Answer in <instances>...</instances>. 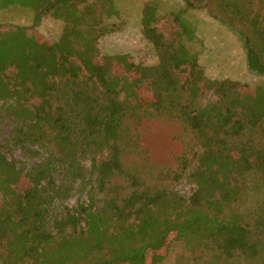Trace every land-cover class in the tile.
<instances>
[{
	"label": "trees",
	"instance_id": "obj_1",
	"mask_svg": "<svg viewBox=\"0 0 264 264\" xmlns=\"http://www.w3.org/2000/svg\"><path fill=\"white\" fill-rule=\"evenodd\" d=\"M183 1L168 34L146 1L139 31L157 62L143 65L100 51L115 0H0L32 11L30 25L0 24V122L16 121L0 141V264H159L178 241L190 264H264V82L207 76L183 17L207 7L264 77V0ZM44 17L62 22L54 40ZM158 116L189 136L173 163L140 145V122ZM77 182L85 197L52 212Z\"/></svg>",
	"mask_w": 264,
	"mask_h": 264
},
{
	"label": "rangeland",
	"instance_id": "obj_2",
	"mask_svg": "<svg viewBox=\"0 0 264 264\" xmlns=\"http://www.w3.org/2000/svg\"><path fill=\"white\" fill-rule=\"evenodd\" d=\"M146 1L156 3L158 8L156 25L166 34L173 28L172 13L186 7L183 0H115L119 14L116 18L107 21V23L113 22L114 31L100 38L99 48L102 53L109 55L130 53L136 63L143 65L157 62L153 47L139 31V20L145 11L153 13V9H147ZM183 17L194 27L196 38L188 45L198 54L199 63L207 76L211 78L229 77L246 82L250 86L264 82V77L248 71L245 64V51L237 34L223 22L211 17L207 12V7L201 5L189 8ZM2 23L30 25L32 11L21 6L7 7L0 10V24ZM61 29L62 22L51 17H44L37 26L38 33L50 40L56 39ZM121 67L120 64H115L113 69L120 71ZM15 123L16 121L9 117L0 122V141L12 134ZM138 128L142 132L140 145L147 152L149 160L153 164L173 163L175 157L185 151L186 143L189 140L183 126L167 116L144 119ZM15 156L19 160L27 162V166H29V162L35 161V157L25 158L19 152H15ZM89 184L88 186H90ZM21 185L23 186V182ZM74 187L72 196L63 201L56 200L52 212L58 214L64 205H71L79 197H85L78 182ZM176 189L187 196L193 191L194 185L186 176L177 184ZM191 257L190 252L178 241L172 244L166 258L159 264H190Z\"/></svg>",
	"mask_w": 264,
	"mask_h": 264
}]
</instances>
